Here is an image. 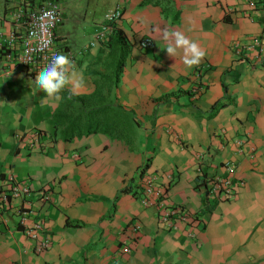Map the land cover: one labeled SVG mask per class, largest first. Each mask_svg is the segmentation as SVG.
<instances>
[{
	"label": "crops",
	"instance_id": "crops-1",
	"mask_svg": "<svg viewBox=\"0 0 264 264\" xmlns=\"http://www.w3.org/2000/svg\"><path fill=\"white\" fill-rule=\"evenodd\" d=\"M2 1L0 15H8L21 0ZM116 7L121 16L108 21ZM58 26L56 41L85 80L74 94L94 90L109 36L122 32L130 50L107 102L132 111L133 143L103 133L62 140L52 121L60 102L0 58V180L32 187L27 199L51 237L36 251L9 207L0 264H264V0H114L76 49ZM164 29L199 43L206 55L198 66L187 69L182 52L167 55ZM144 38L151 48L139 45ZM254 38L261 50L250 47ZM149 177L168 207L188 213L177 229L141 204ZM217 178L230 180L232 197L209 191Z\"/></svg>",
	"mask_w": 264,
	"mask_h": 264
},
{
	"label": "built area",
	"instance_id": "built-area-1",
	"mask_svg": "<svg viewBox=\"0 0 264 264\" xmlns=\"http://www.w3.org/2000/svg\"><path fill=\"white\" fill-rule=\"evenodd\" d=\"M9 4L14 0H8ZM252 5L253 2H250ZM8 15H0V25L10 24L6 33L0 31V58L2 62L17 65L23 74L34 79L39 71L45 68L51 60L53 54H66L72 60L73 54L69 50H63L60 43L56 41L55 31L57 25L61 22L59 9L51 2L33 4L29 9L24 7V0L11 5ZM45 13L50 15L45 16ZM121 16L118 7L112 9L106 14L108 21H115ZM43 34V40H37L31 36L33 32ZM103 34H97L95 38H100ZM47 41V46H45ZM139 45L144 48H151L153 42L144 38ZM250 47L261 50V42L254 38ZM38 135V133H35ZM230 171L233 168H229ZM209 191L223 193L224 199H229L233 195L230 180L217 178L210 182ZM142 198L140 200L143 206H154L159 208V219L163 225L170 228H178L179 222H185L189 218L188 213H184L181 207H168L162 200V190L154 183V178H146L143 183ZM32 191V187L21 180L8 176L0 180V224L5 223V213L11 206L15 207L18 215L17 226L22 230L27 239L32 242L36 251L45 250L51 241V237L44 231V227L37 220V206L29 201L27 197ZM43 200H48L46 193ZM17 202V203H16ZM166 205V206H165ZM129 247L125 246L123 252H128Z\"/></svg>",
	"mask_w": 264,
	"mask_h": 264
},
{
	"label": "trees",
	"instance_id": "trees-1",
	"mask_svg": "<svg viewBox=\"0 0 264 264\" xmlns=\"http://www.w3.org/2000/svg\"><path fill=\"white\" fill-rule=\"evenodd\" d=\"M108 46L105 58L103 61L100 60L104 71L98 74L99 79L94 80V90L84 94H74L65 90L62 93L63 100L52 114L54 129L64 141L79 139L93 133H103L127 145L133 143V126L129 119L132 111L129 113L122 106L107 102L111 86L116 87L120 80V73L129 54L130 45L122 32L116 30L109 36ZM160 99L166 100L167 95ZM77 104L78 107H76ZM221 104L222 102H217L212 110L215 111ZM144 167H148V161L145 162ZM127 190L128 188H123L121 191ZM66 224L81 225L68 221Z\"/></svg>",
	"mask_w": 264,
	"mask_h": 264
},
{
	"label": "clouds",
	"instance_id": "clouds-1",
	"mask_svg": "<svg viewBox=\"0 0 264 264\" xmlns=\"http://www.w3.org/2000/svg\"><path fill=\"white\" fill-rule=\"evenodd\" d=\"M45 16L50 15L45 13ZM31 36L37 40H43V34L33 32ZM162 39L166 42V53L170 58L182 52V62L187 69L198 66L206 53L199 43L189 39L183 32L162 31ZM45 41V46H47ZM34 84L45 94V98L55 103L63 100L62 93L65 90L75 92L85 87L82 74L78 73L75 65L66 54H53L50 63L43 68L35 77Z\"/></svg>",
	"mask_w": 264,
	"mask_h": 264
},
{
	"label": "rangeland",
	"instance_id": "rangeland-1",
	"mask_svg": "<svg viewBox=\"0 0 264 264\" xmlns=\"http://www.w3.org/2000/svg\"><path fill=\"white\" fill-rule=\"evenodd\" d=\"M114 0H55L50 1L59 9L61 22L58 28H61L65 35V44L71 49L78 48V43L88 40V36L97 31L96 22H100L104 11L113 5ZM98 2V3H96ZM97 6L99 9H97ZM3 9V1L0 0V13ZM61 9V10H60ZM61 33V32H60ZM62 45H64L61 42ZM60 44V45H61ZM147 139L140 135L138 139V149H144Z\"/></svg>",
	"mask_w": 264,
	"mask_h": 264
}]
</instances>
